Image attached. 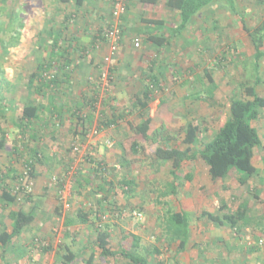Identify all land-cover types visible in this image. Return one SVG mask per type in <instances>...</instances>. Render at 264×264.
<instances>
[{"label": "rangeland", "instance_id": "374dc122", "mask_svg": "<svg viewBox=\"0 0 264 264\" xmlns=\"http://www.w3.org/2000/svg\"><path fill=\"white\" fill-rule=\"evenodd\" d=\"M27 1L29 0H0V97H3L2 100L5 98L1 101L6 106L11 120L13 116L21 112L26 103L38 99L33 94L34 91L29 88L30 70L28 71V68L29 60L32 57L41 56L44 48H35L34 44L48 45L50 41L45 37L50 34L49 29L59 27L51 19L49 21L51 26L45 27V31L43 24L46 23L42 20V16L30 22L32 17L40 14L34 16ZM134 1H136L138 12L136 14L143 17L147 11L146 9L141 12L145 4L139 3L140 0ZM237 1V10L244 9L245 16L253 18L252 11L258 8L259 4L250 0ZM21 3L23 7H20ZM112 4V1H108L107 5L110 10L113 9ZM248 6L249 9L254 8L245 10ZM225 8L214 7L213 10L211 8L205 13H199L195 21H191L181 35L176 37L169 35L171 42L162 50H157L146 41L144 36L146 24L140 19L137 20L136 16L137 21L129 25L123 45L118 49L117 54L110 62H106L105 57L108 52L103 53V60L96 73L99 74L102 71L108 73L106 88L115 97V105L120 103V107L126 109L133 107L137 96H142L148 83L149 68L153 67L154 71L158 65L165 68L167 74L164 76L169 77L166 79L163 77L162 90H157L149 106L148 115L152 119L151 128L154 130L163 127L166 129L164 134L178 139L174 141V145L186 148L187 145L182 144V139L179 140L181 128L187 122L192 121L200 126V141L212 139L222 121V109L226 99L232 96L250 99L244 92L243 85L255 86L257 93L264 97V56L259 61V68L256 69L252 40L249 36L247 37V31L242 28V23L231 10L232 8L228 4ZM156 16L163 17L165 19L163 21L172 28L178 26V16L169 10L163 9L162 11L161 9ZM245 21L250 30L255 29L250 19ZM93 27L97 28V22ZM88 30L91 34V26ZM159 33L164 32L161 30ZM219 37H222L221 41H218ZM137 38L141 41L140 48L134 45ZM38 39L41 41L36 43ZM262 51L264 53V44ZM98 52L95 51L94 55ZM128 52L134 57L137 56L136 60H133L134 63L125 61L124 54ZM111 69H113L112 72ZM206 70L211 71L217 84L213 101L208 97V92L212 91V87H209V82L205 77ZM90 74L94 75V83L98 84L99 78L93 72ZM257 77L261 79L259 84L256 83ZM114 88L121 89V93L115 96ZM130 111L126 128L119 124L118 127L110 126L90 140L94 157L99 161H106L109 167H115V172L111 168L109 179L117 184L121 176L125 174L136 184L133 193L129 195L121 191L120 185H116L117 189L112 197L121 206L119 205L114 212L111 209L99 212L101 218L105 219L104 223L110 224L111 231L114 229L115 241L111 240L112 247L117 249L123 246L131 249L135 235L140 237L142 247L158 246L162 251L161 255L155 254L153 259H150L151 264L160 262L162 264H224L227 259L230 262L234 261L232 264H242L252 257L256 258L259 264H264V255L260 254L264 253V246L262 249L257 248V253L247 248L248 240L253 242L257 239L264 240V113L260 120L253 122V126L257 128L262 139V147L256 150L259 173L247 180V184L241 185L238 180L239 173H232L224 181L213 182L208 174V166L199 157L196 160L185 162L183 171L178 173L180 177L190 174L192 180H178L171 174V162L157 161L155 149L158 144L151 140L141 143L145 148H141L139 154L134 153L131 147L134 138L138 135L134 133L130 123H138L141 118L138 111ZM7 125L12 126L11 137L7 140L6 148L0 151V165H7L6 168L10 169L9 164L13 163L11 165L22 172L24 166L15 154L11 153L15 146L21 144V135L19 134V137L17 128L12 124ZM53 128L56 129L55 126ZM62 128L60 124L56 131H61ZM47 134L39 142H35L39 150L44 147L43 151L47 153V157H42V162L37 163L35 172L39 174L45 172L44 175L49 178V182L56 183L58 189L59 185L63 187L62 195L67 198L70 197V192L73 194L75 183L82 178L84 173H88V178L91 177L88 184L91 186L94 184V190H96V185L101 184L100 178H97V173H94L93 178L92 173L83 167L85 163L88 164L85 161L84 152V154L77 153L76 155L72 153V135L70 140L63 143V141L53 142ZM59 143L63 144L66 153L63 156H52L51 151L48 150L53 146L58 147ZM199 147L200 145L196 144L193 150L196 151ZM84 149L87 147L84 146ZM124 161L129 162L130 165ZM116 173L119 174L115 176ZM32 181L35 191L37 181L36 179ZM174 185H177L178 189L176 195L170 193L160 197V192H167ZM68 187L73 188L70 191ZM90 193L83 192L81 195H84L86 199L83 198L80 202L83 204L82 209L88 208L85 211L92 213L93 210L90 207L93 202L87 199ZM19 203L18 201L15 205L4 207L6 214L7 211L21 208ZM66 203L69 204V208L65 207ZM61 204L64 205L63 209L67 213L75 210L76 205L72 207L70 201L66 199ZM224 205H226L224 213L231 215L235 214L240 207L246 208L248 224L242 229L232 228L230 225L220 227L217 225L219 223L208 218L207 212L219 215L220 208ZM42 208V211L37 209V214L40 221L49 223V228H45V223L40 224L32 233L34 237L30 238V233H25L23 237V241H27L28 244L34 243L36 249L32 253L34 255H30L33 259H37L43 250H50L51 247L57 248L62 244L63 239L61 233L64 231L62 221L65 210L62 209L63 213L55 212L53 215L49 205L44 204ZM77 210H80L79 207L76 208ZM177 211L187 212L190 220V241L193 246L187 250L186 256L178 255L176 252L178 246L167 241L164 235L166 231H172L177 226L174 221L175 224L171 222V215ZM7 221L5 219V226L9 228L10 224ZM221 236L222 241H225V238L228 239L229 246L226 245L220 252L218 248L213 247V250L209 252V248L206 247H211L219 241L217 239ZM19 243L22 244V242ZM207 251L209 253H206ZM141 252L145 254L144 251ZM258 253L260 256H253L259 255ZM120 262L123 264L121 260Z\"/></svg>", "mask_w": 264, "mask_h": 264}, {"label": "trees", "instance_id": "16d2710c", "mask_svg": "<svg viewBox=\"0 0 264 264\" xmlns=\"http://www.w3.org/2000/svg\"><path fill=\"white\" fill-rule=\"evenodd\" d=\"M59 3H68L73 6V10L67 9L65 13V20L69 23H74L75 18L79 16V9L86 5L88 0H58ZM142 3L154 5L158 3V0H140ZM214 0H167L166 7L170 12L175 13L178 17V26L172 31L177 35H181L182 32L187 28L188 24L194 19L197 13L204 7L208 6ZM114 2V0H112ZM132 0H129L126 11L121 15L119 19V33L120 39L118 41L119 48L123 43L125 32H127V21L129 17V12L131 8ZM113 6V5H112ZM77 8V9H76ZM113 9L110 12L106 24L98 25L96 29L91 28V44L82 50H78L75 35L70 34L68 31L49 29V33L45 39L50 41L48 45L40 44L38 39L34 44L35 48H44L41 56L32 57L29 60L30 78H29V88L34 91L33 94L38 98L35 101L26 103L21 112L12 120L9 117V112L6 111V106L3 104V97H0V151L4 150L7 145V140L10 136L11 124L17 128L18 135L20 137L21 144L14 147L15 156L21 161L22 165L25 167H30V180H34L36 176V165L42 162V152L38 149L35 143L37 140V135L35 133L38 130L33 123L41 116V110L43 107V102L48 92L58 93L62 89L63 84L73 82V77L77 74L79 68L83 65V61L86 57H91L92 52L101 51L100 49L106 45L107 52H109V47L111 44V39L108 34L112 31L113 25ZM148 20V19H143ZM68 23V24H69ZM147 23L152 24L147 25V29L150 31L144 35L146 41L149 42L157 50H162L170 42L163 34H158V32L167 25L164 21L150 20ZM90 22H88V25ZM98 24V23H97ZM126 25V27H125ZM156 26V27H155ZM167 27V26H166ZM146 29V28H145ZM158 30V31H157ZM46 31V29H45ZM157 31V32H156ZM262 31L259 28L255 30H248L249 36L251 37L253 47L255 50V67L259 68V61L263 57V41L264 37ZM41 38V37H40ZM154 61V59L152 60ZM113 69H111L112 72ZM154 68H149L148 83L142 92V96H137L133 107L130 106L131 112L136 110L139 112V117L141 122L137 125L130 123L134 133L138 136L134 138L131 150L134 153H140L141 148H145L141 143L148 141H153V143L158 144L155 149V157L157 161H162L163 163L171 162L172 170L171 174L178 180H192L190 174H186L185 177H180L179 172L183 171V165L185 162L196 160L199 157L208 166V174L213 182L219 180H226L232 173L240 174L239 182L241 185L247 184V180L254 178L259 173V167L256 163V150L262 147V139L256 127L253 126L254 121H258L263 117L264 113V97L257 93L255 86H242L244 92L250 97V99H242L238 96H232L227 98L224 102L222 121L220 126L213 136L212 139L206 141H200L199 135L201 133L200 126L192 121L186 123L185 126L181 128L180 139H182V144L187 145L186 148L174 145V138L171 135L164 134L166 129L163 127L160 129L152 130V119L150 118L149 106L153 101V96L156 94L157 90H162L161 81L158 74L153 73ZM104 71L98 74V78ZM162 75V74H161ZM205 77L209 82V87L212 89L208 92L209 100H214V91L217 89V84L213 78L211 71L205 72ZM94 75L89 74L85 81V84L89 86L87 91H81L80 100L75 104H70L69 113L73 118H76L80 126H77L76 131L72 136L73 145L71 151L73 154L74 148L78 147L79 150L83 151L85 161L91 164V172L97 173V178H100V185H96L95 193L102 196V201L106 203H111L113 201H108L111 197L113 199V194L116 187L120 185L121 191L124 194L133 193V188H136V184L132 179H128L127 175L121 176V180L116 184L115 181L109 179L111 171L113 168L115 172V167H109L106 161H99L94 157V151L90 145V133L94 130L98 133L108 129L110 126L118 127V123L124 121L128 118L129 113L126 108L120 107V105H115V97L110 94V91L102 92L101 85L94 83ZM202 80V79H201ZM261 79L257 77L256 83L259 84ZM94 87V90L92 87ZM51 97V96H50ZM53 98H56L54 96ZM2 100V101H1ZM52 103V102H51ZM70 103V102H69ZM77 104V105H76ZM54 107V112L62 113L64 107L62 105L51 104ZM59 115L52 114L51 121L52 127L57 126L62 123L61 120L58 121ZM120 125V124H119ZM32 132V134L30 133ZM198 144L200 147L198 150H193V147ZM84 146L87 149H84ZM13 157V156H12ZM11 159H15L12 158ZM125 157V156H124ZM22 158V160H20ZM127 165L130 163L124 161ZM13 164V163H11ZM9 169V174L0 171V190L2 197L0 201L6 203L7 205H12L17 202V200L25 199L26 202L30 203L33 198V187H27L26 180H24L25 175L23 171L19 172L14 165H11ZM13 167V169H11ZM12 170V171H11ZM119 173H116L118 175ZM6 177V178H5ZM86 179V178H85ZM90 179V178H89ZM88 179V182L90 180ZM87 180V179H86ZM117 185V186H116ZM94 190V188H93ZM135 191V190H134ZM63 187L59 185L58 198L61 202L64 199L67 201L68 198H64ZM170 193H177V185H174L171 190L167 192H160V197L168 195ZM109 196V197H108ZM115 201V200H114ZM33 202V201H32ZM63 206V205H62ZM63 208V207H62ZM92 213L81 210L78 213L79 222L87 223L89 215L97 212V205L92 204ZM96 209V211H95ZM226 205L221 206L220 214L213 215L211 213H206L208 218L214 220L215 222L223 225H230L232 228L242 229L248 224V219L246 217V208L240 207L237 212L233 215L229 213H224ZM5 219L11 220L12 232L9 233L5 225L2 223L3 220L0 218V245L7 247L12 244L15 237L20 236L27 228H29L37 217L36 207L26 209L25 207L13 209L7 211ZM187 212H175L171 215V222L177 224L172 231H166L164 233L166 240L172 243L179 242L180 249H185L189 244V226L190 220ZM100 221V225L95 228L96 231V244L100 249L101 255L104 257L108 256H121L125 259L130 260L132 264H151L155 254L161 255L162 251L158 246L142 247L141 239L139 236H133V244L131 249H122L121 251L113 250L111 245V228L110 224L104 223L102 218H96ZM175 223H174V222ZM262 239H257L256 241L247 242L248 249L257 253L256 250L262 249L259 245V241ZM247 245V244H246ZM244 249H247L243 246ZM247 249V250H248ZM248 250V251H249ZM141 251H144L143 254ZM73 255H68L67 260H72ZM263 262V261H262ZM158 264H162L161 262Z\"/></svg>", "mask_w": 264, "mask_h": 264}, {"label": "crops", "instance_id": "0c3cea01", "mask_svg": "<svg viewBox=\"0 0 264 264\" xmlns=\"http://www.w3.org/2000/svg\"><path fill=\"white\" fill-rule=\"evenodd\" d=\"M108 1H112V0H88L87 4L82 6L78 10L79 15H81V16H79L77 19L75 18V22L73 24L69 23V21L67 22L65 20V16H64L67 9H69V10L74 9L73 6H71V4H68V3L62 4V3H59L58 0H29V1H27V5L31 7V12H33L32 14L34 16L38 15V13L40 14L37 17H32L30 22H34L36 18H40L39 16H42V20H44V22L46 23V24H43L44 29H45V27L51 26L49 21L52 19L53 23L55 25L59 26L56 28V30L62 29V30H64V32L68 31L70 34L75 35L77 37L76 42L79 43L77 49L82 50L86 47H89L91 44V34L89 33L88 27L91 26V28H93L94 23H96V22L98 23L97 26L106 24V22H107L106 20L108 19L110 12H111L110 7L107 5ZM166 1L167 0H158V3H156L154 5H151V4L149 5V4L144 3L145 5H144V7H142L141 12H143L146 9H147V11H145V14L143 17L142 16L139 17L136 14V12H137L136 5H135L136 1L133 0L131 3V8H130L129 17H128V21H127V26L129 27L130 24H132L133 22L135 23L138 19H140L141 22H144L146 24V29H144V32H146V36H147V32L150 31L149 29H147V27H148L147 25H151V27H154L152 24L147 23V21H150V20L151 21L152 20L163 21V20H165L163 17L156 16V14L161 9H162V11H163V9L168 10L166 7ZM244 1H247V0H244ZM250 1H256L259 4L258 8L251 7V8L255 9L254 11H252L253 18H250V17L247 18L245 16L244 9L237 10V7H238V1L237 0H214L208 6L202 8L197 13V15L199 13H205L208 10H211V8L213 10L214 7L215 8L217 7L220 9L225 8L226 4H228L232 8L231 10L234 11V13L237 15V18L240 19V21L242 23V28L245 31H247V33H246L247 37L249 36L248 30H250V28L248 27V25L245 21L246 19L247 20L250 19V21L254 23L255 29L259 28V29L263 30L262 35L264 37V0H250ZM140 2L141 1H139V3ZM16 6H18V5H16ZM20 7H23L22 3L20 4ZM20 7H18V8H20ZM111 7H113V6H111ZM251 8L249 9V6H248L247 8H245V10H252ZM108 10H110V11L108 12ZM197 15L194 17V19L192 21H195V19L198 17ZM55 16H57V17L54 18ZM136 16H137V20L135 18ZM254 17H257V18L254 19ZM143 19H148V20L144 21ZM178 20H179V17H178ZM88 22H90L89 25H88ZM257 23H259V24H257ZM254 26H251V27L253 28ZM125 27H126V25H125ZM33 28H35V27H33ZM174 28H172L168 25H165V27L163 29H161L164 32L162 34L164 35V37H166L168 39L169 42H171L170 41L171 39L168 38L169 35L176 37V34L172 31ZM255 29H253V30H255ZM166 30H168V31H166ZM126 33L127 32H125V35H126ZM158 34H161V33L158 32ZM221 38L222 37H219L218 41H221ZM249 38L251 39L250 36H249ZM263 44H264V41H263ZM122 45L123 44H121V46ZM107 49L108 48L105 45L104 48L100 52H98L97 54L94 55V52H92L91 57L90 56L86 57L85 60L83 61L84 62L83 65L79 68L75 77H73V82L71 83V80H70V83H68L67 85L63 84L62 89L59 90L58 93H55V92L51 93L48 91L46 92L47 96H44L45 101L43 102V107L41 110V116L36 121L35 124L33 123V125L38 129L35 131V133L38 137L37 140H35V142H39V140L41 138H43L44 135L46 136V134L48 132H49L48 137H50L49 139H51L53 142L63 141V143H65L66 141L70 140L71 135L74 136L73 133L76 131L77 126H80V124L78 123L76 118H73L72 115L69 113V109H68L69 106L68 105L75 104V101L77 103L78 100H80L81 91H84V92L87 91V88H89V86H87L85 84V81L87 79V76H89V74L91 72H93L96 76H98V74H96V73H98L101 60H103V57H104L103 53L106 54ZM125 52H127V50H125ZM100 56H101V58H100ZM124 57H125V61H127V62L132 61L133 63L135 62L133 60H136V58H137V56L134 57L129 52H128V54H124ZM140 57H142V56H140ZM17 62H20V61H17ZM156 73L158 74V77H159L161 82L163 81V77H165V79L169 77L168 75L164 76L165 74H167V71L165 68L161 67L160 65H158L155 68L154 74H156ZM91 87L94 90V87L93 86H91ZM113 91H114V95L117 96L118 95L117 93H119V92L121 93L122 90L114 88ZM128 94H129V92H128ZM54 96H56V98H53ZM54 102L57 105V108L60 109V107H58L60 105H62V107H64L62 110V113L53 111L54 107L51 106V104H54ZM160 103H162V102H160ZM116 105H121V104L118 103ZM125 110H127L128 113L130 111V109H125ZM52 114L53 115L54 114L59 115L58 118H60V119H58V121L61 120L62 121L61 124L63 126L61 131H56L58 126L56 129H54L52 127L51 121H54V119L51 118ZM127 120H129V119L121 121L118 124H120L122 127L126 128L127 127V123H126ZM140 122L141 121H138V123H140ZM138 123H134V126H135V124L137 125ZM30 133L32 134V132H30ZM44 149H45L44 147L40 148V151L42 152L43 158L47 157V153L45 151H43ZM48 151L49 152L51 151L52 156H56V155L63 156V154L66 153L65 149L63 148V144L61 145V143H59L58 147L53 146L52 149H50ZM11 153H15L14 148H13V150H11ZM6 167H7V165H0V171L2 173L5 172L6 174L8 172V174H9V169ZM41 167L43 168V166H41ZM83 167L85 168L86 171L91 172V170H92L91 164L86 165V163H85L83 165ZM11 169H13V167H11ZM44 174H45V172H43V174L42 173L39 174L38 172L36 173L35 179L37 181V184H36V189L33 193V198H32L33 202L31 201L30 203H28L23 198L22 199L19 198L17 200V202L19 201L20 202L19 205H21L22 207H25L26 209H30L34 206V207H36V209H38V211H42L43 208L41 209V206L46 204L47 206L49 205V209L51 208L50 212L53 215L55 214V212H57V213L62 212L63 213V210H65V209H63L62 207L64 205L62 206V204H61L62 202L60 201L61 202L60 203L58 201L59 198L57 197L58 192H59L58 186L56 185V183L49 182V178L46 177V175H44ZM90 176H92V175H90ZM88 177H89L88 173H86V174L84 173L82 178L79 179V181L75 183V186L73 189V194H72V192H70V197L68 198V200L70 201L72 207H73V205H76V206H75V210L70 211L68 213L65 210L63 221H62L63 226H64L63 227L64 231L61 233V234H63V239H62V244L60 246H58L55 249H53L51 247V249L47 250V251L43 250V252L40 253L39 256L37 257V259H33V257L31 258V256L34 255L32 253L35 252L36 248L33 245L34 243L28 244L27 241H23V237H24L25 233H30V238H31V236L34 237V234H32V233L34 232L35 229H37V227L40 224L45 223V225H46L45 228H49V223L45 222V221H40V218L37 214L36 220L33 222V224L29 228H27V230H25L20 236L15 237L13 239L12 244H10L7 247H4V250H3V247L0 245V264H121L120 260L123 262V264H132L130 262V260L125 259L121 256L104 257L101 255L100 249L98 248L96 241H95L96 234H97L95 231V228L100 225V221H97L96 218L102 217L99 214V212H101L102 210L103 211L104 210L110 211L109 209H111V211L114 212L117 208H119V205L121 206V204L118 203L116 200L114 201V199H113V202H111V203H106V202L103 203L102 202L100 204V202L103 200L102 196L95 193V190H93L94 184L92 185L93 188L91 189L92 186H91V184H88V179H89ZM93 178H94V176H93ZM72 188L73 187L69 188V190L71 191ZM85 191L88 193H90V191H91L90 196L87 197V199H90L91 202H93V204L97 205V214L89 215L88 222L82 223V222H79L78 213L81 210H84L81 208L83 206V204H81L80 201L83 198H85L84 195H81L83 192L85 193ZM173 194L176 195V193H173ZM81 196H83V197H81ZM1 197H2V193L0 190V199H1ZM51 200H53V202ZM109 200H111V197L108 199V201ZM12 205H15V203ZM12 205H7L6 203H3L2 201H0V218L3 220L2 223L4 225H5V217H6L5 208H8V206H12ZM28 206H31V207H28ZM77 207H79V209H80L79 211L78 210L76 211ZM39 209H41V210H39ZM74 211H75V213H74ZM177 212H181V211H177ZM103 220H105V219H103ZM7 222L10 224L9 228H7L6 226L5 227L7 228L8 232L11 233L12 232L11 220H8ZM217 225H220V227L226 226L223 224H217ZM189 228H190V226H189ZM45 232H47V231H45ZM113 233H114V229L111 231L110 241L114 240ZM189 237H191L190 229H189ZM221 238H222V236L219 237V239H217L219 241L214 243L211 247H209V246L206 247V248H209V252H211L213 250V247L218 248L219 249L218 251L220 252V251H222V249L224 247H226V245L230 244V242H228V239L225 238V241H222ZM17 240H18V243H17ZM190 240H189L188 246L185 249H180L178 241L175 243L178 246V249L176 250V252H178V255H183V256L187 255V250L193 246V243H191ZM19 242H22V244ZM123 248L128 249V248L123 247V246H120L117 249L112 247L113 250H117V251H121ZM209 252L207 251L206 253H209ZM70 254H72L74 257V258H72L71 261L67 260L68 255H70ZM260 254H261V256L264 255V253H260ZM260 254L259 255H253V256H260ZM173 257L176 259V256L173 255ZM182 258L183 257H181V259ZM228 260L229 259H227V262L224 264L234 263V261L230 262V260L229 261ZM242 264H259V262H257L256 258L252 257L251 259H246V261H244Z\"/></svg>", "mask_w": 264, "mask_h": 264}, {"label": "built area", "instance_id": "2783aa9c", "mask_svg": "<svg viewBox=\"0 0 264 264\" xmlns=\"http://www.w3.org/2000/svg\"><path fill=\"white\" fill-rule=\"evenodd\" d=\"M129 0H114L113 2V25H112V31L108 34L109 38L111 39V44L109 47V52L107 54V56L105 57V61L106 62H110L113 57L117 54L118 49H119V44L118 41L120 39V31H119V19L121 17L122 14L125 13L126 11V6L128 4ZM135 47L140 48L141 47V41L140 39H135ZM107 78H109V75L107 72H103V74L101 75V78H99L98 84L99 86L101 85V91L102 92H106L108 91V89L106 88L107 83H105L107 80ZM96 134H99L97 131H92L90 133V138L92 139ZM90 139V140H91ZM74 152L75 153H83V151L79 150L78 147L74 148ZM84 154V153H83ZM30 167H25L23 170V175H25L24 180H26V185L27 187H33V181L30 180ZM64 198H66V196L64 195ZM66 208H69V204L66 203L65 204ZM249 245H252V243H249ZM259 245L260 246H264V240H260L259 241Z\"/></svg>", "mask_w": 264, "mask_h": 264}]
</instances>
